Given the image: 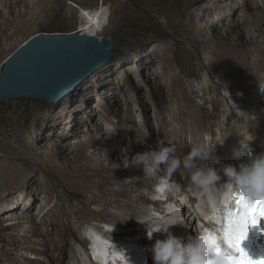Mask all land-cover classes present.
<instances>
[{
  "label": "rangeland",
  "instance_id": "rangeland-1",
  "mask_svg": "<svg viewBox=\"0 0 264 264\" xmlns=\"http://www.w3.org/2000/svg\"><path fill=\"white\" fill-rule=\"evenodd\" d=\"M214 2L215 0H0V76L7 58L28 40L43 34L44 28L67 27L72 31L71 34L89 32L86 21L88 15L85 12L95 13L101 9L107 11V23L98 32L99 37H111L118 49L113 61L92 75L99 73L91 79L92 92L86 94L88 97L84 95V83L89 78L66 97L68 100L72 96L77 98V106L73 111L70 109L72 104L66 105L67 116L64 119L66 125L80 123L83 126V133L77 138L65 140V134L61 131L56 134V131L44 130L48 119L61 111L64 101L51 104L32 98H17L0 103V172L15 168L25 175L20 182L22 190L14 194L15 201L23 199L25 205L32 202L28 190L30 187L35 189L36 185L32 186L27 176L30 178L37 175L49 186L53 203H63L72 214L71 230L66 228L67 218H62L60 231L65 237H61L59 242L64 247L56 252L57 261L52 255L44 253L41 236L31 235L26 244L18 229L10 225L8 215L0 214V255L6 249L13 251L20 258L21 264H30L29 261L75 264L71 250L73 247L81 253V264L88 261L96 264L88 252L82 232L87 226L98 224L108 217L112 223H117L110 212H120L116 207L102 212L100 205L91 203L99 193L96 186L100 181L109 183V177L118 166L117 159L95 152L96 142L104 141L106 132H121L131 120L140 124L146 133L151 131L148 126H153L155 137L159 140L156 115L169 105L171 91L169 81L162 85L158 82L159 72L172 69L180 80L198 88H201V84L208 92L214 89L218 91L219 94H208V98H217L218 107L203 98L196 100L198 106L204 107L198 111L197 118L203 124L212 126L218 134V126L224 119L231 120L230 123L235 122L227 112L228 107L240 110L248 106L258 110L252 102V89L254 85L261 87L264 84L252 77L248 68L242 66V62H233L236 55H241L244 47V38L238 33L239 30L237 32L233 27H226L218 20L219 34L216 35L203 27H196L188 16L192 11L202 12L204 3ZM260 5L262 6V1ZM239 7L241 14L247 19L255 17L257 9L247 0H240ZM211 35H215L217 44L215 40H211ZM211 45L216 46V50L208 49ZM145 48L156 50L161 56L165 55L163 66L159 61L155 67L138 64L136 60ZM125 59H131V67L124 68ZM115 67L120 68L116 81L122 83L128 93L127 97L119 91L113 94L112 90L117 85L111 86L110 90L104 88L103 75L109 76ZM210 87L213 89H209ZM233 93L240 97L235 100ZM85 107L87 110H84ZM77 114L80 118H77ZM188 138L191 140V135ZM202 142L209 145L212 143L211 136L206 133ZM113 143L116 141L113 140ZM216 144L217 141L214 146ZM115 156L123 163L120 156ZM150 203L143 201L139 206L150 211ZM40 207L41 205L37 212H40ZM49 209L50 207L47 211ZM19 212L13 214L17 216ZM139 216L138 220H141L145 214ZM36 219L40 222L41 217ZM131 220L128 217L129 222L117 223L121 225L119 229L123 233L136 232L139 228L141 222L134 224ZM14 235L17 236L15 243L23 245L21 249L11 243ZM74 235L85 242V245L75 241Z\"/></svg>",
  "mask_w": 264,
  "mask_h": 264
},
{
  "label": "bare ground",
  "instance_id": "bare-ground-1",
  "mask_svg": "<svg viewBox=\"0 0 264 264\" xmlns=\"http://www.w3.org/2000/svg\"><path fill=\"white\" fill-rule=\"evenodd\" d=\"M230 1L231 2L228 3V0H215L214 3H204L202 12L192 11L188 16L190 20L196 24V27H203L207 31L214 32L216 35L219 34V26L217 25L218 20H221L226 27H233L237 32L239 30L238 33L244 38L242 44L244 47L240 52L241 55H236L233 62H242V66L248 68L250 75L257 79L260 84H264V0H247L248 3L255 6L257 9L253 19H247L241 14L239 7L240 0ZM260 1H262V6L260 5ZM85 13L88 15L86 21H88L87 26L89 25V32L83 34L99 36L100 33L98 32L99 29L104 26L107 18V11L101 9L95 13ZM211 36L213 38L211 40H215V44H217L215 35ZM208 47V49L216 50V46L211 45ZM233 55L235 56V52ZM164 60H166L165 55L161 56L158 51L145 48L142 55L136 61L138 64L146 65L147 67H155L158 65V61L161 66H163ZM124 62V68L131 67V59H125ZM119 72L120 68L115 67L110 71L109 76L103 75L104 88L110 90L111 86L117 85V88L112 90L113 94L119 91L127 97L128 93L123 88L122 83L116 81ZM95 75L91 78L89 77L84 83L86 87L84 95H89V93L92 92L91 79H93V77L95 78ZM197 77L200 78L199 74H197ZM168 81L171 84V91L169 94L170 103L159 115H156L159 122V140L155 137V128L153 126H148L151 131L150 133H146L140 124L138 125L135 120H131L130 123L124 126L121 132L115 130L106 132L104 133L106 136L105 140L96 142L97 148L95 152L110 159H117L118 166L115 169V173L109 177V183L100 181L96 186V190L99 193L91 200V203L100 205L102 207V212H107L112 207L118 208L120 212H110V216H112L117 223H127L128 217H130L132 218L131 222L136 224L140 218L139 215L145 214V216H147L152 214L153 207L156 209L155 211H158V213L162 215L167 214L169 208L165 207L164 201H156L153 198V202L150 203L151 196L153 195V187L157 183L156 177L144 175L142 168H137L135 166L125 167L119 158H115V155H118V157L120 156L126 164V158L124 159L125 155L131 159L137 153H143L155 148L158 142L163 140L165 143L175 146L177 149L176 155L182 158L189 152L193 144H201L204 145L205 151L212 152L210 163L218 169H221L220 175L222 176V180L220 183H224L227 177L223 175V166L233 165L237 169L236 165L238 162L239 164L244 163V161L245 164L247 163L249 153L257 152L259 154L260 152L261 155L264 154V93L261 92L260 86L254 85L252 89V102L258 107V110L251 109L248 106H244L240 110L239 108L238 110H234L233 106L228 107L227 112L235 122L230 123L231 120L224 119L218 126L220 131V134H218L212 126L203 124L197 118L198 111L203 110L204 107L198 106L196 103L198 98H203L206 102L211 101L218 107L217 98H208L209 93L216 92L219 94L218 91L214 89L212 92H208L205 86L201 84V88H198L188 82L180 80L172 69H170V71L158 73V82L160 85L166 84ZM209 89L213 88L210 87ZM232 96L235 100L240 97L235 93H233ZM76 100L77 98L75 96H72L70 100H68V98L62 100V103L64 101V105L61 111L54 113L52 117L48 119L44 130L56 131V134H60L61 131L65 134V140H71L72 137L77 138L82 135L83 126H80V123L66 125L64 122L67 116L65 111L66 105L69 103L72 104L70 109L73 111L77 106L75 103ZM86 108L87 107H85L84 110H87ZM78 115L79 114H77V118H80ZM206 133L211 136L212 143L209 145L202 142L205 139ZM189 135L192 137L191 140L188 138ZM222 135H228L224 143H218L214 146L217 137ZM244 138L248 140L247 148L241 145V141ZM113 140H115L116 143H113ZM24 176L25 175L15 168H7L3 172H0V214L8 215V220L11 222L10 225L12 228L18 229L21 236L26 240V244H28L31 235L41 236V245L44 247V253L52 255L55 258L56 252L64 247V245H61L59 242L61 237H65L64 233L60 231V226L63 225L62 218H67L68 222L66 228L71 230L72 214L63 203H53V196L49 186L41 181L37 175L30 178L27 176L32 186L36 185L35 189L34 187H30L28 190L32 202H28V204L25 205L23 199L15 201L14 194L22 190L23 187L20 185V182L23 180ZM188 176L189 173L183 170H177V172L174 173L173 179L179 185L180 191L170 192L165 195L167 198V205L169 206L174 203L182 210V214L186 213L185 217L187 218L200 216L203 217L204 220L215 221L212 211H219L217 215L220 217L222 215L221 210L226 207L223 206L222 202L215 198V196H205L198 200L189 190ZM127 177L130 179H127ZM92 191H95V189ZM143 201L150 203V205H148L149 207L151 206L150 211H148L147 208H140L139 205L143 203ZM24 202L26 203V199ZM208 202H210L211 205L213 202H216V204L209 207ZM228 203L229 206L227 207H232L233 203L231 200H229ZM162 204L163 207H161ZM39 205H41L40 212H37ZM196 206L201 210L199 213L192 212L193 207L195 208ZM48 207H50V209L47 211ZM16 211H20L17 216L13 214ZM38 216L41 217L40 222L36 219ZM142 225V223L139 225L136 232L141 230ZM111 227L112 226H107L108 229H111ZM50 228L52 229L50 230ZM114 229H117V227L115 226ZM121 230L122 229H119L120 233H123ZM186 231H189V229L183 227V231H180V234H185ZM132 232L133 231L130 233ZM190 232L193 233V236L199 235V232L196 230L195 221H193V228L190 229ZM109 233L113 236L119 234L115 232ZM16 237V235L12 236L11 243H13L14 246L16 245L15 247L17 249H21L23 245L21 243H15ZM74 239L78 243L85 245V242L76 235H74ZM140 246V241L136 239V242L133 243V247L138 260L141 261L143 257L139 253L141 249ZM146 247L145 245V247L142 248L145 256L150 254L146 251ZM71 250L75 264H81V253L73 247H71ZM2 251L3 254L0 255V264H21L20 258L15 256L13 251H7L6 249ZM100 251L102 252L101 249ZM23 257L25 258V255H23ZM99 261H102L101 257ZM29 263L43 264L41 261H29Z\"/></svg>",
  "mask_w": 264,
  "mask_h": 264
},
{
  "label": "clouds",
  "instance_id": "clouds-1",
  "mask_svg": "<svg viewBox=\"0 0 264 264\" xmlns=\"http://www.w3.org/2000/svg\"><path fill=\"white\" fill-rule=\"evenodd\" d=\"M261 92L264 93V86H261ZM227 136H218L217 143L223 144ZM247 142L248 140L244 138L241 141L242 147L247 148ZM176 152L175 146L162 140L155 148L137 153L131 159L125 155L124 159L126 158L127 162L124 166L142 168L144 175L157 178L151 197L153 199H161L167 193L180 191L179 185L173 179L177 170L189 173V190L198 200L205 196H215L223 206L227 207L229 200H235L237 191L241 189L250 198L264 196V154L255 158L250 165L243 166L239 171L233 165L223 166L222 172L227 180L220 183L222 180L221 169L210 163L212 152L205 151L204 145L193 144L189 152L182 158L178 157ZM164 203L167 207V203ZM173 205L175 209L165 215L155 211L156 209L152 206V214L138 220L143 224L138 232L120 233L118 228L121 225L112 223L109 217L99 221L98 224L87 226L82 232V238L86 240V247L94 263L227 264L224 253L231 252L234 255L236 253L233 248L229 247L224 224L204 220L200 216L187 218L185 217L186 213L182 214V210L174 203ZM212 205L208 202L209 207ZM199 209L197 206L193 207L192 212L199 213L201 211ZM193 221L196 222V230L199 232L197 236H193V233L190 232V229L193 228ZM107 226L112 227L108 229ZM115 226L117 229H114ZM173 226L181 229L180 231H183V227L189 229L183 234H189L187 240L177 236L178 232H173ZM109 232L121 235L113 236ZM158 233L161 235L158 236ZM129 236L138 237L137 239L140 241L139 253L143 257L141 261L138 260L134 251L133 243L136 241L126 239ZM145 245L147 246L146 251L150 253L147 256L142 251ZM217 247L222 250L220 255L215 254ZM100 257L102 261H99ZM85 264H90V262Z\"/></svg>",
  "mask_w": 264,
  "mask_h": 264
},
{
  "label": "water",
  "instance_id": "water-1",
  "mask_svg": "<svg viewBox=\"0 0 264 264\" xmlns=\"http://www.w3.org/2000/svg\"><path fill=\"white\" fill-rule=\"evenodd\" d=\"M117 53L111 37L39 34L7 58L0 76V103L32 98L58 104Z\"/></svg>",
  "mask_w": 264,
  "mask_h": 264
},
{
  "label": "snow or ice",
  "instance_id": "snow-or-ice-1",
  "mask_svg": "<svg viewBox=\"0 0 264 264\" xmlns=\"http://www.w3.org/2000/svg\"><path fill=\"white\" fill-rule=\"evenodd\" d=\"M264 218V196L250 198L245 195L243 189L236 198V213L233 215L229 211L226 218L225 232L228 235L229 247L235 250V255L231 252L224 253V258L228 264H261L264 257L253 259L241 246L246 239L249 225H259ZM221 249L217 247L215 254L220 255Z\"/></svg>",
  "mask_w": 264,
  "mask_h": 264
},
{
  "label": "trees",
  "instance_id": "trees-1",
  "mask_svg": "<svg viewBox=\"0 0 264 264\" xmlns=\"http://www.w3.org/2000/svg\"><path fill=\"white\" fill-rule=\"evenodd\" d=\"M70 32L72 31H70V28H67V27H60V28L47 27V28H44L42 31V33H47V34H67Z\"/></svg>",
  "mask_w": 264,
  "mask_h": 264
},
{
  "label": "built area",
  "instance_id": "built-area-1",
  "mask_svg": "<svg viewBox=\"0 0 264 264\" xmlns=\"http://www.w3.org/2000/svg\"><path fill=\"white\" fill-rule=\"evenodd\" d=\"M91 12V11H90ZM76 33H80V34H83V31L82 32H76Z\"/></svg>",
  "mask_w": 264,
  "mask_h": 264
}]
</instances>
